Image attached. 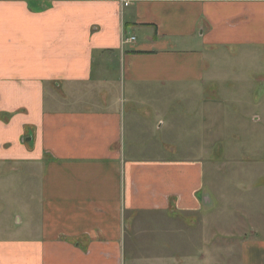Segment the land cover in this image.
Listing matches in <instances>:
<instances>
[{
    "label": "crops",
    "instance_id": "obj_1",
    "mask_svg": "<svg viewBox=\"0 0 264 264\" xmlns=\"http://www.w3.org/2000/svg\"><path fill=\"white\" fill-rule=\"evenodd\" d=\"M258 55L264 0H0V264H125L129 247L137 264L223 262L201 230L204 159L179 151L205 153ZM179 213H203L178 231L189 246L130 239L134 217ZM232 248L229 264H264L255 239Z\"/></svg>",
    "mask_w": 264,
    "mask_h": 264
},
{
    "label": "rangeland",
    "instance_id": "obj_2",
    "mask_svg": "<svg viewBox=\"0 0 264 264\" xmlns=\"http://www.w3.org/2000/svg\"><path fill=\"white\" fill-rule=\"evenodd\" d=\"M224 67L230 70L231 65ZM236 68L235 77L246 79L247 84L242 90L231 92L235 93L233 98L223 97V102H218L220 109L215 115L218 114L219 122L216 126L209 125L211 130L207 134L210 138L204 141L205 153L187 155L185 149L179 151L180 158L196 156L204 159L206 167L204 179L208 199L207 222L202 225L201 230L205 229L210 235H218L212 236L215 243L211 246L212 250L219 251V248L215 247L227 245L225 249H221L225 253H221L224 258L220 264H229L228 253H231L230 250L234 245L239 246L241 238L248 242L255 239L264 247V55H258L253 60L245 59ZM187 110L188 105L183 102L178 105L176 111H179L181 118ZM212 112H215V109H212ZM182 126H185L183 119L179 127ZM186 141L188 142L180 139V147L184 146ZM201 143L202 141H199V145ZM177 215H180L179 218L172 219H164L161 215H158L159 217L153 215L156 218L134 217L129 227L130 239L139 244L142 238L146 237L139 236L135 230L148 229L159 235L150 236L151 240L156 241L162 238V235L168 238L166 231L173 229L170 237L177 236L179 246H189L192 244L188 241L190 237L180 235L178 231L189 228L199 229L201 225L198 224H201L202 219L194 214ZM165 229L167 230L164 231ZM133 231L137 234L132 235ZM231 234L235 236L231 237ZM225 240L227 242H224ZM237 253V257L239 255L241 257L242 252ZM137 255V250L127 248L124 253V263L137 264L133 261L138 258ZM169 260L163 258L159 263L170 264Z\"/></svg>",
    "mask_w": 264,
    "mask_h": 264
},
{
    "label": "built area",
    "instance_id": "obj_3",
    "mask_svg": "<svg viewBox=\"0 0 264 264\" xmlns=\"http://www.w3.org/2000/svg\"><path fill=\"white\" fill-rule=\"evenodd\" d=\"M100 1H105V0H100ZM119 2L122 4V6L129 5L131 0H119ZM133 39V37H131Z\"/></svg>",
    "mask_w": 264,
    "mask_h": 264
},
{
    "label": "water",
    "instance_id": "obj_4",
    "mask_svg": "<svg viewBox=\"0 0 264 264\" xmlns=\"http://www.w3.org/2000/svg\"><path fill=\"white\" fill-rule=\"evenodd\" d=\"M207 199H208V198H207ZM205 200H206V199H205ZM206 201H207V200H206ZM206 201H205V202H206Z\"/></svg>",
    "mask_w": 264,
    "mask_h": 264
}]
</instances>
